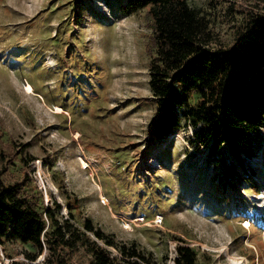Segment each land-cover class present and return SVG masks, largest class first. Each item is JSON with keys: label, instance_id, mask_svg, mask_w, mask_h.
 <instances>
[{"label": "rangeland", "instance_id": "374dc122", "mask_svg": "<svg viewBox=\"0 0 264 264\" xmlns=\"http://www.w3.org/2000/svg\"><path fill=\"white\" fill-rule=\"evenodd\" d=\"M125 2L0 0L4 183L21 182L44 208L59 202L58 218L69 200L78 219L135 241L152 264H173L179 240L198 264H264V126L245 170L235 164L244 178L252 171L236 191L220 187L205 149L191 143V127L152 143V20L147 8L123 13ZM188 3L209 21L216 49L252 38V19L264 14V0ZM36 252L5 241L0 264L8 255L43 264L48 251ZM86 262L81 251L66 257V264Z\"/></svg>", "mask_w": 264, "mask_h": 264}, {"label": "trees", "instance_id": "16d2710c", "mask_svg": "<svg viewBox=\"0 0 264 264\" xmlns=\"http://www.w3.org/2000/svg\"><path fill=\"white\" fill-rule=\"evenodd\" d=\"M145 8L152 20L148 88L156 106L151 142L163 141L182 124L191 127V143L205 149L220 187L236 191L252 171L244 178L235 164L245 170L264 126V14L252 19V38L216 49L209 21L188 0H126L121 6L126 15ZM30 191L21 182L6 185L0 172V244L19 242L36 253L46 249L43 264H66V257L80 251L86 264H152L151 252L135 241L120 242L90 218L78 219L69 200L67 216L58 218L59 202L44 208L29 198ZM181 241L173 264H198L196 251ZM36 253L26 256L33 261ZM8 257L2 264H26Z\"/></svg>", "mask_w": 264, "mask_h": 264}, {"label": "built area", "instance_id": "2783aa9c", "mask_svg": "<svg viewBox=\"0 0 264 264\" xmlns=\"http://www.w3.org/2000/svg\"><path fill=\"white\" fill-rule=\"evenodd\" d=\"M85 164H86V163H85ZM86 167H87V164H86ZM160 221H161V219H159V220L157 221V223L160 222Z\"/></svg>", "mask_w": 264, "mask_h": 264}]
</instances>
